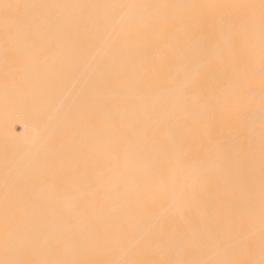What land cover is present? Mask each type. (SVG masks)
<instances>
[{"label": "bare ground", "instance_id": "6f19581e", "mask_svg": "<svg viewBox=\"0 0 264 264\" xmlns=\"http://www.w3.org/2000/svg\"><path fill=\"white\" fill-rule=\"evenodd\" d=\"M5 2L57 6L23 9L24 15L38 18L39 23L27 37L11 28L8 39H84L71 43L77 46L76 58L83 46L92 60L88 76L94 119L89 134L92 147L84 151L85 156L81 155L85 158L83 176L63 179L61 183L60 179L54 180L61 184L59 191L73 193L40 194L53 180L27 178L22 179V193L31 192L29 183L33 181L38 195H19L17 203L11 200L15 198L12 195H0V261L49 258L45 249L58 240L62 241L58 256L51 258L96 264L126 260H243L248 257L239 251L240 241L249 236L251 258L259 261L264 120L261 0ZM248 5L254 7H245ZM0 38H5L2 8ZM53 40L51 44L56 46L71 44ZM12 42L0 41V45L15 43ZM5 66L1 67L9 73L15 69L8 63ZM8 78L10 83L12 77ZM41 86L38 89L43 91L35 99V108L43 111L45 121H50L51 113L61 108L51 101L55 90ZM86 88L89 90V83ZM2 100L0 116L4 119L0 120L5 122L13 106L7 99ZM2 123L4 132L9 130L12 137L20 138L8 126L11 122ZM7 158L5 163L10 160ZM1 162L0 157L1 167L14 166ZM14 172L0 169V176ZM49 173L52 174H46ZM78 184L80 190L75 188ZM3 187L6 186L0 190ZM6 213L11 215L8 230ZM236 221L243 223L240 232L232 230ZM36 227L40 229L39 247L34 248ZM221 233L226 238L218 240ZM14 247L24 250L19 256L8 255L7 249Z\"/></svg>", "mask_w": 264, "mask_h": 264}, {"label": "rangeland", "instance_id": "374dc122", "mask_svg": "<svg viewBox=\"0 0 264 264\" xmlns=\"http://www.w3.org/2000/svg\"><path fill=\"white\" fill-rule=\"evenodd\" d=\"M52 39H54L53 42L60 40V41L67 42V43H71L72 41H73V43H75V42H77L76 40H78V38H58V40H57V38H43V39L42 38L41 39L40 38H14L13 39L12 38V39H8L7 41L13 40V42H15L16 44L12 42L13 44H11V45H9V44H4V45L2 44L3 46L0 45V64L3 63V65L5 66L8 63V66L13 67L12 69L15 68L14 70H11V72L13 71L12 74L14 75V73H15V76L17 78L16 80H13L15 78H13V76L10 75L11 72L10 73L7 72L5 68L1 67L3 65L2 64L0 65V84H1L0 85V93L1 94L3 93L5 96L4 97L3 94L2 95L0 94V100L2 98H3L2 101H5L7 99L6 101H10L9 103L13 106V110H11L9 112V113L13 114L12 115L13 117H11V114H8V117H7V115H5L6 116L5 118L7 119V120L5 119V122L3 120H0L1 121L0 122V157H1V161H2L1 163H5L4 161L8 157L7 161H8V159H10L8 162H10L11 164L14 165V166L10 165L11 167H8V165H7V168L11 169V170H8L7 168H5L6 167L5 164L8 163L6 161L7 163L4 164L5 167L0 166V169L4 172L6 170L8 172L9 171L14 172V170H15L14 174L12 173V174L0 176V180L1 179L4 180V182H0V188L2 186H6L8 189H10V188L12 189L11 191H7L6 187L5 188L3 187L4 190H0V195L2 194V192H3L2 195H4V194L6 196L12 195V197H15V198L14 199L10 198V199L12 201L14 200L13 201L14 203L19 202L20 196H22L24 194V192L22 193L23 187L25 184L23 182V180L25 181L27 178H28V181L35 179V178L36 179H52L53 180V183L51 184L52 186L51 185L49 186L48 190H46L47 192L46 191L43 193L40 192V194L47 193L46 195L52 196V195H57L59 193H62V194L73 193V192L68 193L69 191H65V192L59 191V189L61 187V184H59V183L63 182V179L64 180L65 179H72L73 176H74L73 179H79L80 176L81 177L83 176V172L85 170L84 169L85 158L83 159L82 156L83 155L85 156L84 151L86 152L88 148L92 147V140L90 138L91 135H89V134H92V133H90L91 132L90 129H93L92 125H93V119H94V115L92 114L93 113V97H91V96H93V94H92L93 91L91 90L92 89V82L88 76V74L91 72L90 65H91L92 60H91V58H87V52L83 46H80L81 50L78 54L79 58L81 59L80 60L79 58H76L74 55L75 54L74 49L77 47L75 44L71 43V44H63L65 46H63V45H60V46L57 45L56 46V45L51 44ZM80 40H84V39L79 38L78 41H80ZM87 40L88 39H85V41H87ZM0 41H6V39L4 38L1 40V38H0ZM20 41H22L23 44H21ZM33 41L34 42L35 41L43 42V43H41V45L40 44L34 45ZM24 42H25V44H24ZM25 45L27 47H24ZM29 46H31V47L28 50ZM3 48H5V50ZM16 48H18V50ZM1 49L4 51H2ZM8 49H15L16 51L12 52V51H8ZM5 51L8 53L5 54ZM72 55H74V57ZM85 58L87 60H84ZM81 61H82V63H80ZM5 62H7V63H5ZM74 64H77V66H75ZM73 66H75V67H73ZM29 68H31V69H29ZM8 75L12 77V78H10L11 79L10 83H8L9 82L8 81L9 80ZM38 81H41V82L38 83ZM40 83L42 84V86L44 85L50 89L55 90V93H53L50 96V98H52V100L51 99L50 100L52 101L53 104H55L56 107H58L57 109L61 108L58 111H60L61 113L63 112L62 114L64 116L61 113H60L61 115L58 114L59 112L55 109L56 108L55 107L54 110H56V111L52 110V112L53 111L54 112L51 113L53 116V119H50V121H47V120L45 121V119L43 118V111H40L39 109L35 108V107H37L35 102H37L36 100L39 99V94L40 95L42 94L40 92L43 88L40 85ZM49 83H50V85H48ZM87 83H89V90H87V88H86ZM39 86H41V88H42V89L40 88L41 90L38 89ZM7 93H9V94H7ZM1 96H3V97H1ZM36 96H38V98ZM90 102H91V104H90ZM60 105H61V107H59ZM38 111H40L42 113H39ZM55 112L56 113L58 112L57 114L59 116L56 115ZM32 115H34V116H32ZM38 116H40V117H38ZM55 117H59L60 119L59 118L55 119ZM2 118L4 119V116H2L1 119ZM8 118H9V120H8ZM10 118H11V121H10ZM40 118H42V120H38ZM21 119H23V120L21 121ZM6 121H8L7 124H9L11 122L8 126L13 130V132L16 135H19L20 138L15 139L14 137H12V135L9 133V130L4 132L5 129L3 130V128L1 127V123L4 122V124H5ZM27 121H29L30 123ZM40 121H41V123H39ZM34 122H35V124H34ZM45 122L48 123V125L45 124ZM55 123L57 125H55ZM4 124L2 123V125H4ZM7 124H5V125H7ZM42 124H44L43 127H42ZM36 125L37 126L39 125V127H38L39 130L40 131L42 130L43 132L38 131L37 130L38 128ZM53 125H55V126H53ZM62 125H63V128L65 127V129L62 128ZM35 126L37 129L34 128ZM40 126H41V128H40ZM50 126H53L54 128H51ZM87 127H89V128H87ZM27 128H29V129H27ZM33 128H34V130H33ZM62 130H64L63 134H62ZM46 132H48V133H46ZM41 135H48L49 137L44 136L42 138ZM61 135L64 136L63 139H65V140L62 139ZM58 137L61 141L62 140L63 141L61 142L58 139ZM40 138L42 141H40ZM88 138H90V139H88ZM36 139H37V141H36ZM45 139L46 140L48 139V140L46 141ZM44 141H46L45 143H47V144L43 143ZM61 144H63V145H61ZM43 146H46V148ZM53 146H54V151H53ZM41 147L43 150L41 149ZM57 147L59 148V150ZM8 148L10 149V151H8ZM11 149H13V151ZM46 149H48V151ZM14 151H15V153H14ZM58 151L64 153L65 156H64V154L59 153ZM53 152L56 153L55 154L56 157L54 154H52ZM74 152H76V153H74ZM81 152H83V153H81ZM43 154H44V157H43ZM49 154H52V156ZM76 154H80V155H76ZM12 155H13L14 159H13V157L12 158L10 157ZM47 155H49V156H47ZM66 155L68 157H71L70 155H72V157L74 156L73 158H75V159H73L71 157L73 162H71L72 161V160H70L71 158L68 159V157H66ZM47 157H50V158H47ZM57 157L59 158V160ZM15 158H19V160L15 159ZM49 159H50V162H49ZM60 159H61V162H59ZM62 159H64L63 160L64 162L62 161ZM66 159L69 161V164H70L69 166H68V161ZM53 160H54V162H53ZM42 161L44 163H42ZM65 161H67V163ZM31 163L33 165H31ZM34 163H35V166H34ZM52 163H54L53 167H52ZM72 163H73V166H72ZM25 164L28 166H26ZM58 164L61 166H59ZM42 165H45V166L43 167ZM16 167H18V169ZM41 167H43V168H41ZM51 168H52V170H50ZM66 168H67V170H66ZM37 170H38V173L36 172ZM40 170H42V171H40ZM18 171L22 172V174L21 173H20V175L17 174ZM30 171H32V172H30ZM48 172H52V174L51 173L48 174L49 177L46 174ZM53 172H54V174H53ZM27 173L30 174V177H29V175H27ZM70 173H71V175H70ZM41 174H42V176H44L43 178L39 177V176H41ZM51 175H52V177H51ZM67 176H68V178H66ZM19 180L22 181L21 182L22 184L24 183L22 186H20L21 183ZM54 180H59L60 182L56 184L54 182ZM30 182L31 183H29V184L32 187L31 192L29 190L30 194L32 193V195H33V193L35 192L36 195H38L39 193L37 192V190H33L34 185H36V184H33L34 183L33 181H30ZM18 186H20V187H18ZM52 187H53V189H52ZM15 188H16V191H15ZM21 188H22V190H21ZM75 188H76V190H80L79 184L76 185ZM29 192H26L25 194H29ZM11 200H10V202H12Z\"/></svg>", "mask_w": 264, "mask_h": 264}, {"label": "snow or ice", "instance_id": "6c2138e0", "mask_svg": "<svg viewBox=\"0 0 264 264\" xmlns=\"http://www.w3.org/2000/svg\"><path fill=\"white\" fill-rule=\"evenodd\" d=\"M38 8V7H57L54 5H25L20 3H9L5 0H0V8L3 9V21L5 24V39L9 38V30L11 28L17 29L18 34H22L27 37L30 32L36 28L39 21L36 17H29L23 14L25 8ZM245 7H254L251 5ZM260 30H261V49H262V63H264V0L260 3ZM8 51L15 52V49H8ZM261 78L264 80V67L261 70ZM262 115H264V96L261 97ZM262 148H261V213H260V237L259 247L261 253V259L259 261L251 258L253 254V247L251 244V237H246L240 241L239 251L248 257L243 260L236 259H218V260H193V259H180L170 261H140V260H126V261H113L110 264H264V120H262ZM242 174V173H241ZM22 210H19V215H22ZM11 219V215L6 213V230L9 225L8 220ZM243 228V223L236 221L232 223V230L234 232H240ZM39 233L38 227L33 229L32 245L33 247H39ZM226 237L221 233L218 235V240L225 239ZM62 241H56L54 244L49 245L45 251L49 258L36 259V260H22V259H5L0 261V264H96V262L77 260V259H61L51 258L58 256V248ZM24 249L22 247L8 248L7 253L10 256H19Z\"/></svg>", "mask_w": 264, "mask_h": 264}]
</instances>
